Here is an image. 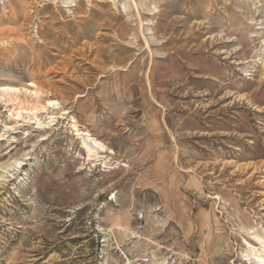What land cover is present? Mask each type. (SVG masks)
I'll list each match as a JSON object with an SVG mask.
<instances>
[{
  "label": "rangeland",
  "instance_id": "rangeland-1",
  "mask_svg": "<svg viewBox=\"0 0 264 264\" xmlns=\"http://www.w3.org/2000/svg\"><path fill=\"white\" fill-rule=\"evenodd\" d=\"M255 236L264 0H0V264H257Z\"/></svg>",
  "mask_w": 264,
  "mask_h": 264
},
{
  "label": "bare ground",
  "instance_id": "bare-ground-1",
  "mask_svg": "<svg viewBox=\"0 0 264 264\" xmlns=\"http://www.w3.org/2000/svg\"><path fill=\"white\" fill-rule=\"evenodd\" d=\"M18 90H19L18 88H12V87H7V88L3 89V94L6 97L7 101H11L13 103H18L19 104L20 111H18L16 113L17 114V118L22 116L21 112L23 110L22 109L23 107L21 106L22 102L19 100V97L17 95ZM10 91H15L14 96L11 95ZM34 95H35V101L33 102L32 107L29 110L31 113H28V114H31L33 116L36 115V111L38 109H44L46 107V105H42L41 103H39L38 98L40 96V92L38 90L34 91ZM53 104L54 103L52 101H48L47 102V105H50V106L52 105L53 106ZM78 134H80L81 137H82V142L85 145V147L87 148L88 156L93 155L94 153L97 154L96 152L98 151V149L102 150L104 148V145L102 143H100L99 141H97L95 138L90 137V134L83 133V132L78 133ZM86 140L89 141L88 144L86 143ZM255 238L260 243L261 247L263 248V252H264V239L261 238V237H258V236H255ZM252 250H255V249L252 247ZM257 264H264V259L261 258L260 260H258Z\"/></svg>",
  "mask_w": 264,
  "mask_h": 264
}]
</instances>
